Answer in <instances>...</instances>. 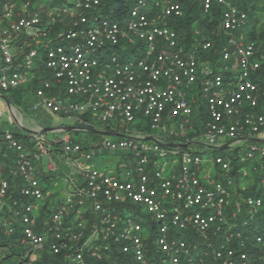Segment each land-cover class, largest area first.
<instances>
[{
  "label": "built area",
  "instance_id": "2783aa9c",
  "mask_svg": "<svg viewBox=\"0 0 264 264\" xmlns=\"http://www.w3.org/2000/svg\"><path fill=\"white\" fill-rule=\"evenodd\" d=\"M198 1L206 13L220 8L211 33L225 41L215 62L202 58L215 41L200 30L190 42L178 38L170 21L185 15L179 0H133L126 14L104 10L107 0H0V92L35 81V109L122 133L88 147L64 138L70 172L55 203L39 174L54 144L0 132L15 153V177L0 180V229L25 246L26 264L250 259L231 244L264 211V107L254 79L264 46L244 36L249 15L232 0ZM138 118L143 128L134 129ZM225 146L230 152H218ZM103 148L122 155L118 172L95 165ZM254 237L264 251V233Z\"/></svg>",
  "mask_w": 264,
  "mask_h": 264
},
{
  "label": "trees",
  "instance_id": "16d2710c",
  "mask_svg": "<svg viewBox=\"0 0 264 264\" xmlns=\"http://www.w3.org/2000/svg\"><path fill=\"white\" fill-rule=\"evenodd\" d=\"M183 4V8L185 9V15L182 17H171L170 24L176 29L178 38L181 42H190L192 37L195 35V30L198 29L201 33L205 34L210 39L215 41V45L212 49L208 51H204L202 58L210 59L213 62L220 56V48L223 42L225 41L223 37V33L220 31L217 34H212V30L217 29L219 26L218 23V14L220 13L219 6L215 5L212 7V11L206 13L204 9H202L201 3L198 0H179ZM133 2V0H107V4L104 10H108L110 6H115L118 12L122 14L127 13V9L129 5ZM234 4H236L239 8H243L248 12L249 11L244 5V3L238 0H232ZM217 16V17H216ZM250 17V16H249ZM60 27V26H59ZM246 30V29H245ZM243 30L242 32H244ZM246 32V33H245ZM246 38L248 40L255 41L256 45L264 46V29L256 30L254 24L251 27H248L245 31ZM244 35V36H245ZM263 66L258 70V72L254 73V79L259 87L260 93V105L264 107V62ZM30 84L35 85L36 82L33 81ZM198 97H201L196 94ZM203 105L195 108V113H199L202 111ZM138 128H143L140 124H137ZM197 128L200 129V125L196 124ZM109 128V127H107ZM146 129V128H145ZM194 133L188 132V136H193ZM232 164H236V158L234 157L232 160ZM236 174V170L233 171ZM252 189V192H254ZM241 229V226H238V229ZM264 233V211L256 216L255 220L251 221L248 229L243 230V240L235 239V241L231 244L237 250H245L250 253V259L246 264H264V251L262 244L258 243L255 239V234H263ZM245 235H248L245 237ZM7 236L4 235L3 231L0 229V248L4 247ZM238 260V257L235 258ZM208 261H205L204 264H208ZM1 264V263H0Z\"/></svg>",
  "mask_w": 264,
  "mask_h": 264
},
{
  "label": "rangeland",
  "instance_id": "374dc122",
  "mask_svg": "<svg viewBox=\"0 0 264 264\" xmlns=\"http://www.w3.org/2000/svg\"><path fill=\"white\" fill-rule=\"evenodd\" d=\"M242 3H244V5L246 6V8L249 11V20L244 29L247 30L248 27H251L253 24L255 26L256 30H262L264 29V0H238ZM245 30V31H246ZM244 31V32H245ZM246 33V32H245ZM244 33V35H245ZM246 36V35H245ZM104 50L102 49L100 51V54H103ZM98 56V54H95ZM131 56H134V54L132 52H130ZM8 93V92H7ZM21 96H20V100H21V104L24 110H26V108H30V106L32 105L33 101L28 99V91H21ZM193 118L195 120V124H198L197 119L198 114L195 113L193 115ZM8 115L6 113H3L1 115L0 118V122L4 121V122H9L8 121ZM46 120H48V122L50 124H54V125H59V124H66L67 126H78V127H93V128H97V129H105L107 123H101L98 120L94 119V118H90L89 122L90 124L88 126H84L79 124L76 119H71L69 117H63V119H59L57 120L56 118L53 119H49L48 117H46ZM143 119L142 118H138L136 119L135 122H133V124L131 125L132 128L137 129L138 126L137 124H139V122H141ZM179 119H174L168 122V124L172 127L176 126L177 121ZM25 124H28L29 120L28 118L24 117L23 119ZM113 125H115V122H112ZM9 127H15L17 125V122L15 123V125H12L11 123H8ZM199 125V124H198ZM20 127V125H18ZM141 127H143L140 124ZM22 128V127H20ZM24 130V129H23ZM47 140H52L53 139V135L51 133H47ZM72 138L73 140H77L79 142H82L84 145H86L87 147L90 146L91 144H94L95 142H102L103 138H117L115 136H111V135H106L104 133L100 134V133H96L91 131L90 129L85 130V129H73L72 131ZM192 149H202V145L199 144H191ZM231 147L230 146H225L223 148L218 149V152H230ZM210 150V149H209ZM209 150H207L204 155L207 157L208 154H211L212 157H214V153L210 152ZM60 153L62 154V152L60 151ZM122 155H120L118 152H115L111 149L108 148H103L101 154L99 155V157L96 159L95 161V165H98L102 170H106V171H115L118 172V163L119 160L121 158ZM176 158H179V155L175 156ZM61 159H59V157H55V162L57 163V165L59 167H67L69 168L67 165L64 164V157H61ZM47 159H45V164L47 163ZM246 184L249 183L248 180H246ZM44 186H47L49 188L52 189L53 192L57 193L56 196H58L57 198H61L62 196V191L65 188V181L64 179L59 176H57L55 174L54 178H52L51 181L48 182V180L46 182H44ZM54 200H57L56 197L54 198ZM56 203V201H55ZM55 203H51L50 207L53 208L55 206ZM126 213H129L128 211H125ZM245 229V228H244ZM11 239H9L8 237L6 238V242L7 244H5L4 247H2L0 249V263L2 264H26V260H27V252L25 250V246L23 244H19L17 242H13L10 241Z\"/></svg>",
  "mask_w": 264,
  "mask_h": 264
},
{
  "label": "crops",
  "instance_id": "0c3cea01",
  "mask_svg": "<svg viewBox=\"0 0 264 264\" xmlns=\"http://www.w3.org/2000/svg\"><path fill=\"white\" fill-rule=\"evenodd\" d=\"M34 89H35V85L29 84L28 87L15 89L11 92L4 93L6 97H2V96L0 97V118L3 113H6L9 119L8 123L15 125V123L17 122V125L15 127L10 128L7 122L1 121L0 132L8 129V130H12L15 133H19L20 136L24 137L25 135L29 134V132H27L25 129L23 130L22 128H20L21 126L27 128L41 129L43 131L46 130L45 127H59L58 130H52V131L48 130L46 131L45 134H42L44 138L47 140V136H46L47 133H51L53 135V139L47 141L54 144L50 149V152L46 154V156H43V162L41 166L42 168H39V174L41 176L42 186H44V182H46L47 180L48 182L51 181L52 178H54L55 174L61 178L64 173L70 172L69 168L67 167L66 168L62 166L59 167L54 159L55 157H59V159H61L60 156L64 157L65 153L62 148V143H63L62 141L64 140L65 137L71 138L73 140L72 138L73 129H80V128H78V126H73V127L67 126L64 123L59 124L57 126L54 124H50L48 120H46V117H48L49 119L56 118L57 120H59V119H63V117L66 116H60L54 114L46 107H40L38 109H35L33 106L35 103L38 102V100L33 94ZM21 91H28V99L33 101L30 108L28 109L26 108V110L23 109L21 104V100H20ZM24 117L28 118L29 120L28 124L24 123L23 121ZM69 118L73 119L74 117L73 118L69 117ZM18 125H20V127ZM105 130L116 132L109 128H105ZM111 136L117 137L119 135L116 136L111 134ZM60 151L62 152V154L60 153ZM14 156L15 153L13 151L9 150L3 145L2 146L0 145V180L3 178L15 177ZM45 159H47L48 161L46 164H45ZM64 164L66 165L65 161ZM62 178L65 181V178L64 177ZM66 188L67 185L65 184V188L62 191V195L66 191ZM44 189L46 190L48 200L57 202V200H54L55 197L56 199H58V201L62 198V196L60 199L57 198L58 197L56 196L57 193L53 192L51 188L44 186Z\"/></svg>",
  "mask_w": 264,
  "mask_h": 264
},
{
  "label": "water",
  "instance_id": "95a60500",
  "mask_svg": "<svg viewBox=\"0 0 264 264\" xmlns=\"http://www.w3.org/2000/svg\"><path fill=\"white\" fill-rule=\"evenodd\" d=\"M6 97L5 96V94L3 93V92H0V97ZM22 127V129H25L27 132H31V133H40V134H45L46 133V131H48V130H58V128L59 127H45L46 128V130L45 131H43V130H39V129H35V128H27V127H23V126H21ZM78 128H80V129H85V130H88V129H90L91 131H93V132H97V133H100V134H102V133H104V134H109V135H122V133H120V132H112V131H108V130H105V129H102V130H100V129H97V128H93V127H78Z\"/></svg>",
  "mask_w": 264,
  "mask_h": 264
}]
</instances>
